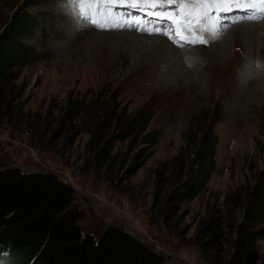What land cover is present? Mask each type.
Instances as JSON below:
<instances>
[{
  "label": "rangeland",
  "instance_id": "1",
  "mask_svg": "<svg viewBox=\"0 0 264 264\" xmlns=\"http://www.w3.org/2000/svg\"><path fill=\"white\" fill-rule=\"evenodd\" d=\"M21 2L0 0V33ZM27 11L37 24L21 41L39 57L16 66L9 88L0 90V166L17 164L66 177L75 189L85 233L99 237L110 226L128 228L163 253L166 264H225L230 246H224L220 257L205 254L198 235L211 211L224 212L227 198L240 200L264 172V107L257 103L246 114L244 106H232L235 95L230 91L252 40L264 36V18L239 21L232 34V25L226 27L219 38L228 39V58L217 63L202 61L201 53L202 47L220 40L180 47L166 35L150 33L149 38L164 37L179 51H189L187 61L171 69L175 56L144 60L147 34L135 27L100 29L83 20L77 23L62 0H41ZM250 25L255 38L246 37ZM211 26L197 27V34L190 35L206 38L204 28ZM131 36L136 45L130 47L125 41ZM259 53L263 67L257 71L264 75V52ZM227 62L234 66L231 71H225ZM249 85L244 79L237 86ZM142 110L151 116L146 133L157 134L153 146L125 129V117ZM212 124L216 168L206 188L168 218L155 199L158 170L179 156L190 161L194 142ZM117 135L125 139L117 140ZM92 141L113 146L107 162L97 160ZM174 168L165 174L172 181ZM259 251L258 264H264V239ZM4 262L24 264L0 254V264Z\"/></svg>",
  "mask_w": 264,
  "mask_h": 264
},
{
  "label": "trees",
  "instance_id": "2",
  "mask_svg": "<svg viewBox=\"0 0 264 264\" xmlns=\"http://www.w3.org/2000/svg\"><path fill=\"white\" fill-rule=\"evenodd\" d=\"M20 1L0 33V90L9 88L16 66L39 57L21 39L37 24L28 7L41 0ZM125 118L127 132L146 140L150 146L156 144V132L146 133L151 119L148 113L142 110ZM213 127L207 126L194 142L190 161L187 156H179L158 170L155 199L162 203L168 218L179 212L185 200L195 198L206 188L216 168L217 138ZM119 139L125 137L117 135ZM92 145L97 160L107 162L113 146L108 141L102 146L92 141ZM140 166L136 165L134 170ZM172 166L176 172L173 181L165 175ZM74 200V187L54 172L1 164L0 254L24 264H166L163 253L148 247L124 228L110 226L99 237L85 233L79 223L82 213ZM237 210L242 216L237 215ZM257 222L260 226L253 225ZM263 239L264 172L240 200L234 196L227 198L224 212L211 211L198 235L205 254L220 257L224 246H230L225 264H258L259 241Z\"/></svg>",
  "mask_w": 264,
  "mask_h": 264
},
{
  "label": "snow or ice",
  "instance_id": "3",
  "mask_svg": "<svg viewBox=\"0 0 264 264\" xmlns=\"http://www.w3.org/2000/svg\"><path fill=\"white\" fill-rule=\"evenodd\" d=\"M169 6H175V14L150 10ZM62 7L77 23L83 20L100 29L135 27L139 31L166 35L173 43L182 40L185 43L207 44L218 39L226 27L220 23L222 17L208 16L209 8L215 9L218 14L232 8H241L252 13L246 17L247 19L264 18V0H62ZM120 7L137 8L147 16L166 19L170 21V24L166 30L158 27L150 29L148 25L151 21H146L140 16L124 18L117 11ZM195 13H201L203 17L213 19L212 26L207 29L209 33L207 38L197 35L193 39L184 34L196 31V29L187 27L192 23ZM195 19L199 26L200 17L197 16ZM183 46L184 44L181 43L180 47Z\"/></svg>",
  "mask_w": 264,
  "mask_h": 264
},
{
  "label": "bare ground",
  "instance_id": "4",
  "mask_svg": "<svg viewBox=\"0 0 264 264\" xmlns=\"http://www.w3.org/2000/svg\"><path fill=\"white\" fill-rule=\"evenodd\" d=\"M241 23L245 24V22H241ZM247 23H249V22H247ZM249 24L254 25L255 22L249 23ZM235 25H237V24H235ZM251 25L246 27V29L244 31H250L249 34H246V35H248L246 37H254L255 38L256 32H254V29L250 28V27H252ZM223 26L229 27L231 25L225 24ZM233 26L234 25L232 24L231 27H233ZM129 28H132V27H129ZM208 28L209 27L204 28L206 32H208L207 31ZM236 28H237L236 26L233 27L231 29L232 31H230V34L235 32L234 29H236ZM137 31H139V30H137ZM142 32H144V31H142ZM150 33H155V32H146L147 35L145 36L144 40H147V41H145V46L142 47L144 49L143 55H142L144 60L148 61L150 59V62L152 63L153 60L158 61L162 57V55L175 56L177 58L174 60H171V62H173V63H171V66H170L171 69L176 66L178 61H181V60L183 62L187 61L188 58L186 59V54L189 51H187L185 53L183 51H179L180 49L178 50V47L175 48L174 46H172V43L169 42L168 39H165L164 37L151 36L149 38L148 35ZM190 34H197V29H196V31L191 32V33L185 32V35L192 36L193 38H195L193 35H190ZM126 35H128V34H125L124 36H126ZM208 35L209 34L207 33L206 38L208 37ZM131 39H135L134 36H131L130 38L128 37L125 41L126 42L125 44H129L130 47L133 45L134 46L136 45L135 44L136 42L132 41ZM246 39H248V38H246ZM219 40H220V38L216 39V41H214V40H212V41L217 42ZM252 42H253V45L248 50L247 58L245 59V62L243 61L244 64H242L239 68H237L238 69L237 71H239L238 72L239 74L236 76L235 81L233 82L232 89L230 88L231 93L235 95V96L231 97L232 106L233 107H243L244 106V110H245L246 114L250 113L252 108H256L259 105H260V107H264V75L262 73L263 71H261L263 76L260 75L261 74L260 71H257V69L263 67V66H261V64L263 65V62H262V60H259L257 58L258 57L257 54H260L259 52H264V47H263L262 51H260L258 48V47H260V45L264 46V36L263 35H261L259 37L257 36L255 38V40H252ZM181 43H183L184 45L190 44V43H185L184 41L181 40L178 43H176V46H178L177 44L180 45ZM118 47H119V45H118ZM228 47H229V45H228V39L227 38H223L222 40H220L219 42H217L215 44L212 43L208 47H205V46L202 47V51H203V53H201L202 54L201 55L202 61H205V59H206L209 63H217L219 61L224 60L225 58H228V56H227V48ZM123 48H124V46H123ZM191 56H192L191 61H194L195 56L193 57L192 52H191ZM230 65H231V63L227 62L225 71H231L233 69L232 67H234V66H232V65L230 66ZM220 66H224V62L220 63ZM168 71H170V70H168ZM187 76H188V74H187ZM244 79L248 83H250V85L247 89L241 88L240 86H237L238 83ZM257 103L259 105L256 106ZM234 111L232 110V112H234ZM241 111H243V109ZM235 116L240 117L242 115L235 114ZM249 117H251V116H249Z\"/></svg>",
  "mask_w": 264,
  "mask_h": 264
},
{
  "label": "water",
  "instance_id": "5",
  "mask_svg": "<svg viewBox=\"0 0 264 264\" xmlns=\"http://www.w3.org/2000/svg\"><path fill=\"white\" fill-rule=\"evenodd\" d=\"M12 166H17V167H20L19 165H17V164H14V165H12ZM21 168V167H20ZM65 182L67 183V184H70L69 182H68V179L65 177ZM126 231H128L129 233H131L133 236H135L136 238H138L139 240H141L143 243H145L148 247H151V248H154V246L153 245H151L146 239H144L140 234H138V233H136L135 231H131V230H129L128 228H126Z\"/></svg>",
  "mask_w": 264,
  "mask_h": 264
}]
</instances>
